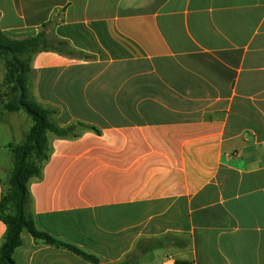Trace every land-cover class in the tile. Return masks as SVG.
Instances as JSON below:
<instances>
[{
  "label": "crops",
  "instance_id": "0c3cea01",
  "mask_svg": "<svg viewBox=\"0 0 264 264\" xmlns=\"http://www.w3.org/2000/svg\"><path fill=\"white\" fill-rule=\"evenodd\" d=\"M51 21L82 56L35 55V97L100 134H48L37 228L103 264H264V0H0L9 38ZM32 126L0 119V201ZM21 239L17 264H90Z\"/></svg>",
  "mask_w": 264,
  "mask_h": 264
},
{
  "label": "trees",
  "instance_id": "16d2710c",
  "mask_svg": "<svg viewBox=\"0 0 264 264\" xmlns=\"http://www.w3.org/2000/svg\"><path fill=\"white\" fill-rule=\"evenodd\" d=\"M54 24L52 21L44 24L36 37L25 39L9 38L0 30V56L8 70L5 86L11 87L9 101L5 102L0 97V119L6 123L10 115L24 112L33 122L30 131L24 135L23 142L10 146L13 168L2 183L3 194L0 201V220L7 227L0 248V264H17L13 255L22 246L21 234L24 230L36 242L66 250L90 264H103L95 255L39 230L31 212L29 186L32 181L42 179L44 166L49 161L51 148L48 134L60 139L77 138L81 131L100 134L97 128L80 122L61 127L55 120L58 110L39 103L32 90L30 78L34 75L32 60L35 55L54 52L71 59L82 56L71 49L67 41L53 34L51 27ZM140 253L144 251L141 250ZM137 258L138 255L123 264H136Z\"/></svg>",
  "mask_w": 264,
  "mask_h": 264
},
{
  "label": "rangeland",
  "instance_id": "374dc122",
  "mask_svg": "<svg viewBox=\"0 0 264 264\" xmlns=\"http://www.w3.org/2000/svg\"><path fill=\"white\" fill-rule=\"evenodd\" d=\"M8 75V70L6 68L5 65V61L3 59V57L0 56V97L3 98V100H5V102L9 101L10 97H11V87H6L5 86V81ZM34 75H31L30 81L32 84V90H33V85H34ZM180 103L177 102H170L171 107H175L178 108L182 105L179 106ZM185 107L186 110H202L203 108H205L207 106V102L204 101H198L196 103L193 102H186L185 103ZM181 108V107H180ZM1 109V108H0ZM26 130H28L29 125H26ZM25 130V132H27ZM27 134V133H26ZM23 142V139L21 140V143ZM6 181V180H5Z\"/></svg>",
  "mask_w": 264,
  "mask_h": 264
}]
</instances>
